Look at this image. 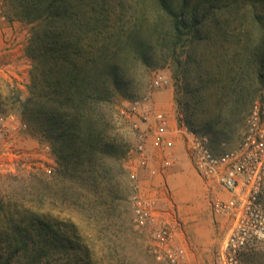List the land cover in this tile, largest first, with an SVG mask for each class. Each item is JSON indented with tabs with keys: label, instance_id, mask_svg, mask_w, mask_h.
Listing matches in <instances>:
<instances>
[{
	"label": "rangeland",
	"instance_id": "obj_1",
	"mask_svg": "<svg viewBox=\"0 0 264 264\" xmlns=\"http://www.w3.org/2000/svg\"><path fill=\"white\" fill-rule=\"evenodd\" d=\"M100 3L109 19V31L119 33L122 38L132 33L146 35L156 16L157 0H101ZM0 13L7 19V23L0 24V116L9 125L4 139L7 144L1 153H5L2 156L5 163L11 162L13 172L0 173V197H3L13 178L27 180L33 174L50 172L57 167V162L50 139L24 116L26 101L31 97L32 61L26 53L30 26L9 17L5 0ZM130 50L133 49H124L116 60L120 69L113 92L118 112V140L124 150L126 171L125 200L121 202L124 208L104 225L89 223L81 214L51 212L47 217L45 209H39L35 216L16 225L15 221L7 222L8 218L0 210V264H157L148 252L146 235L138 232L133 224L129 204L132 182L128 175L130 163L135 165L143 159L139 151L142 143H145L146 159L141 182L144 190H149V181L155 178H149V170L159 167L164 158V152L153 146L150 133L153 116L164 113L172 122L186 124L188 121L189 127L209 136L214 149L223 150L233 149L241 142L256 109L264 114V71L262 78L258 74H254L257 78L253 74L239 76L237 59L232 55L227 57L224 51L201 49L195 56L200 60L196 68L192 62L178 65L177 60L184 63L186 59L178 51L165 60L158 50L147 52L145 61L140 60L134 66ZM227 58L233 63L226 64ZM157 79H161L162 85H154ZM240 84L246 86L243 94L238 92ZM224 85L229 88L220 89ZM243 100L252 104L234 117ZM122 112L132 119H127ZM134 121L138 128L133 126ZM227 121L230 126L226 128ZM20 123L27 126L26 131L16 127ZM181 153L177 165L166 170L162 180L166 182L169 201L178 213L185 239L195 248L193 259L208 263L225 230L218 228L213 220L206 191L189 160ZM166 204L161 201L159 208L168 210ZM37 219L43 224L38 225ZM191 224H197V233L203 239L208 237L206 242L193 241L188 232ZM245 263L264 264V240L249 246Z\"/></svg>",
	"mask_w": 264,
	"mask_h": 264
},
{
	"label": "trees",
	"instance_id": "obj_2",
	"mask_svg": "<svg viewBox=\"0 0 264 264\" xmlns=\"http://www.w3.org/2000/svg\"><path fill=\"white\" fill-rule=\"evenodd\" d=\"M5 1L9 17L30 26L31 97L24 116L50 139L57 162L50 172L12 179L0 197L10 224L24 223L45 209L47 217L51 212L81 214L89 223L104 225L124 208V150L113 100L120 69L116 60L124 49H133L134 66L158 50L165 60L178 51L186 57L178 65L192 62L197 68L196 54L212 48L237 59V75L263 77L264 0H157L146 35L128 38L109 31L101 0ZM227 63L233 61L227 58ZM241 85L243 94L246 86ZM246 102H239L234 117L252 104Z\"/></svg>",
	"mask_w": 264,
	"mask_h": 264
},
{
	"label": "built area",
	"instance_id": "obj_3",
	"mask_svg": "<svg viewBox=\"0 0 264 264\" xmlns=\"http://www.w3.org/2000/svg\"><path fill=\"white\" fill-rule=\"evenodd\" d=\"M5 23L7 19L0 13V24ZM162 83L157 79L154 85ZM125 116L132 119L128 114ZM153 119L150 132L153 146L164 152V158L159 167L149 170V178L164 177L166 170L177 165L182 151L206 191L213 220L216 225L222 222L219 228L225 231L212 261L193 259L189 243L178 242L183 226L169 201L166 182L162 180L156 191L142 188L146 168L145 143H142L139 151L143 159L129 166L132 182L129 204L135 229L147 237L149 254L157 264H246L245 253L249 246L264 240V114L256 109L241 142L233 149L223 150L214 149L208 135L197 133L184 122L171 126L164 113H156ZM6 120L0 116V173H13L11 162L5 163L2 159L5 153H1L7 144L4 141L9 128ZM132 123L135 128L139 127L136 121ZM16 127L21 131L27 129L23 123ZM161 201L169 203L166 204L168 210L159 208Z\"/></svg>",
	"mask_w": 264,
	"mask_h": 264
},
{
	"label": "crops",
	"instance_id": "obj_4",
	"mask_svg": "<svg viewBox=\"0 0 264 264\" xmlns=\"http://www.w3.org/2000/svg\"><path fill=\"white\" fill-rule=\"evenodd\" d=\"M168 120H169L171 126H175V125L178 124L177 121L172 122V120H171L169 117H168ZM159 180H160V181H159ZM161 181H162V177H161V176L155 177L152 181H149V184H148L149 190H152V191H156V190H158ZM160 192H161V191H160ZM178 195H179V197H178L177 199L180 200V193H178ZM178 204H179V203H178ZM191 212H193V214H197V213L195 212V209H192ZM195 218L197 219L198 217L195 216ZM220 225L222 226V222H220V224L217 225L218 228H219ZM197 227H198L197 224H196V225H195V224H191V225L189 226V228H188V232L191 234V236H192V238H193V241H196V242H198V241L206 242L205 239H208V237L206 236V238L203 239L202 235H200L199 233H197V231H198V228H197ZM178 242L181 243V244H182V243H186V244L189 243V242L185 239V232H184L183 229L180 231V233H179V235H178ZM190 244H191V245H190ZM188 245H189L190 248H191L190 252H191V255L193 256V252L195 251V250H194L195 248L193 247V244H192V243H189Z\"/></svg>",
	"mask_w": 264,
	"mask_h": 264
}]
</instances>
